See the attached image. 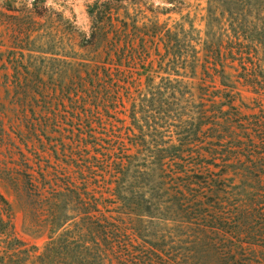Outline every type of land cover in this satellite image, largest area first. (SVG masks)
Masks as SVG:
<instances>
[{
  "label": "trees",
  "instance_id": "trees-1",
  "mask_svg": "<svg viewBox=\"0 0 264 264\" xmlns=\"http://www.w3.org/2000/svg\"><path fill=\"white\" fill-rule=\"evenodd\" d=\"M167 1L93 0L87 31L46 0L0 5L28 23L0 54L36 264H264V0H206L202 35L160 21L188 5Z\"/></svg>",
  "mask_w": 264,
  "mask_h": 264
},
{
  "label": "rangeland",
  "instance_id": "rangeland-1",
  "mask_svg": "<svg viewBox=\"0 0 264 264\" xmlns=\"http://www.w3.org/2000/svg\"><path fill=\"white\" fill-rule=\"evenodd\" d=\"M4 1L11 6H19L27 3L28 6L34 0H0V5ZM42 1V0H41ZM93 0H46V5L50 6L55 12L52 20L59 19L56 14L61 11L64 17H73L76 26L87 31L90 25V17L87 9ZM146 4L153 3L154 6L168 7L171 5L167 0H141ZM188 3L183 7L181 13L168 12L161 14L160 21L168 20L172 24L173 20H178L182 15L189 14L193 20L194 27L201 33L204 30V16L206 13V0H184ZM141 8L145 6L141 4ZM0 14V38L1 35L10 34L12 26L24 31L28 28L25 14L18 17L15 11L2 9ZM143 15H150L145 9ZM167 17H170L167 19ZM24 36V35H23ZM65 40H66V35ZM63 36V37H64ZM6 48L0 46V50ZM13 69L8 62L7 53L0 54V194L7 200L8 205L0 200V264H36V256L42 251L45 243V236H38L34 228V221L30 211V205L25 196L18 190L22 187V170L24 162L21 153L25 151L21 133L23 127L20 120L23 117L22 107L17 102L18 94L15 92ZM27 116L30 118L38 114V107L27 108ZM33 110V111H31ZM12 170V181L9 172ZM13 184H15L13 186ZM155 224V223H154ZM166 232L171 237L177 236L174 224L166 222ZM164 227V226H163Z\"/></svg>",
  "mask_w": 264,
  "mask_h": 264
}]
</instances>
